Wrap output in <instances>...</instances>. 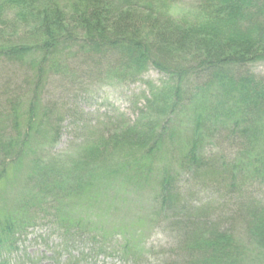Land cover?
<instances>
[{
  "label": "trees",
  "instance_id": "1",
  "mask_svg": "<svg viewBox=\"0 0 264 264\" xmlns=\"http://www.w3.org/2000/svg\"><path fill=\"white\" fill-rule=\"evenodd\" d=\"M177 1L0 0V30L12 21L32 29L20 40L0 37V60L32 71L27 90L0 94V264L46 217L59 234L87 236L103 253L117 238L110 252L141 257L132 237L142 225L110 235L96 221L133 207L141 222L166 220L180 231L174 263L264 264V196L251 193L264 189V77L251 71L264 62V0H193L184 10ZM132 11L229 52H175L130 29L123 16ZM77 56L104 61L119 83L134 84L150 68L164 79L147 82L134 121L93 126L55 153L71 112L44 99L47 79L69 74ZM206 190L237 194L242 236L192 200Z\"/></svg>",
  "mask_w": 264,
  "mask_h": 264
},
{
  "label": "rangeland",
  "instance_id": "2",
  "mask_svg": "<svg viewBox=\"0 0 264 264\" xmlns=\"http://www.w3.org/2000/svg\"><path fill=\"white\" fill-rule=\"evenodd\" d=\"M177 2L180 9L184 10L192 5L193 0ZM176 11L179 12L177 9ZM123 17L133 31L144 34L152 42L160 41L162 45L172 47L174 51L185 50L182 53L188 52L190 55L187 56H197L207 51L222 54L229 52L222 43L193 37L184 29L166 24L141 11H132ZM122 25L124 26L119 21L116 27L123 29ZM30 33L31 28L12 21L2 26L0 37L20 40ZM182 53L178 54L185 55ZM89 59L77 56L69 62L72 65L69 74L48 75L44 99L63 105L62 107L71 112L70 118L62 125L63 133L54 149L55 153L66 151L72 141L76 142L86 136L93 126L111 129L116 120L124 118L127 121H134L139 114L138 109L144 105V97L148 94L147 82L159 85L164 79V75L150 68L141 80L134 84L119 83L111 66L107 67L104 61ZM3 60H0V94H6L9 87L27 90L30 87L32 71L21 67V64ZM251 71L257 76L264 77V62L252 66ZM221 150L223 151L224 147L218 149ZM198 193L192 196V200L204 207L205 214L218 218L219 223L225 228L231 226L237 236L244 234L242 222L234 221L236 212L234 201L237 194L235 196L212 190ZM251 193L262 197L264 189L254 185ZM138 212L139 210L133 207L128 214L116 212L102 217L99 213L96 221L106 223L105 227L110 235L114 232L111 234L109 230H117L118 227L124 229L125 225H142V228L139 227L140 233L132 237L140 244L141 257L129 259L128 256L110 252L118 249L117 238L106 244L109 252L103 253L100 245L87 236L68 237L59 234L54 227L52 228L50 218L46 217L38 220L24 236H18L17 248L9 252L7 264H180L174 263V256L182 253L181 250L174 252L177 240L181 236L180 231L166 220L155 226L143 223L140 220V216L143 215ZM89 221L95 222L94 219Z\"/></svg>",
  "mask_w": 264,
  "mask_h": 264
}]
</instances>
